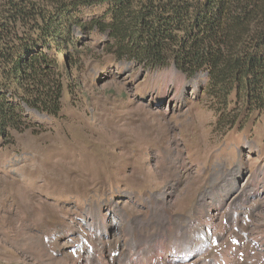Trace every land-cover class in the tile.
I'll return each instance as SVG.
<instances>
[{
    "label": "rangeland",
    "instance_id": "rangeland-1",
    "mask_svg": "<svg viewBox=\"0 0 264 264\" xmlns=\"http://www.w3.org/2000/svg\"><path fill=\"white\" fill-rule=\"evenodd\" d=\"M104 43L75 31L59 113L0 140V264H264V114L224 127L205 73Z\"/></svg>",
    "mask_w": 264,
    "mask_h": 264
},
{
    "label": "trees",
    "instance_id": "trees-1",
    "mask_svg": "<svg viewBox=\"0 0 264 264\" xmlns=\"http://www.w3.org/2000/svg\"><path fill=\"white\" fill-rule=\"evenodd\" d=\"M75 31L103 34L116 60L205 73L224 127L264 114V0H0L2 142L28 126L25 108L59 113Z\"/></svg>",
    "mask_w": 264,
    "mask_h": 264
}]
</instances>
